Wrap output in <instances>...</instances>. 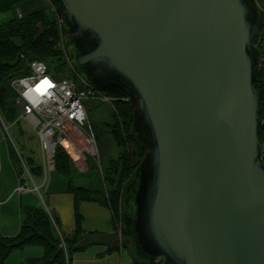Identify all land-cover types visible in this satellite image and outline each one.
<instances>
[{
	"label": "water",
	"instance_id": "water-1",
	"mask_svg": "<svg viewBox=\"0 0 264 264\" xmlns=\"http://www.w3.org/2000/svg\"><path fill=\"white\" fill-rule=\"evenodd\" d=\"M58 1L77 76L133 108L144 154L121 197L132 259L264 264L259 0Z\"/></svg>",
	"mask_w": 264,
	"mask_h": 264
},
{
	"label": "trees",
	"instance_id": "trees-1",
	"mask_svg": "<svg viewBox=\"0 0 264 264\" xmlns=\"http://www.w3.org/2000/svg\"><path fill=\"white\" fill-rule=\"evenodd\" d=\"M49 2L58 10L60 20L64 5L58 0H0V11L13 12L12 17L0 23V116L3 121L13 124L20 121L18 119L20 109L16 103L17 93L10 82L15 77L30 73L31 60L44 61L50 72L59 77L71 78L76 82L78 89H90L66 61L60 22L55 17ZM261 5L264 8V3ZM16 9L20 10L21 17L15 14ZM59 42H62L63 48ZM258 47L263 60L254 88L259 97L258 134L264 159V26ZM65 65L69 66V70L61 72ZM112 104L111 119L107 122L95 120L96 122H91V125L97 145L104 149L101 142L108 144L112 141L118 148L117 156L109 157L103 167L101 155H98V158L86 156L88 168H98L102 173L103 183L100 188L89 189L68 182L67 191L71 192L75 199L74 230L67 235L59 232L58 219L47 210L42 197L37 198L35 204L31 199V203L23 207L18 231L11 236L0 232V264L12 250L26 245L42 246L44 253L41 257L30 258L23 264H67L70 255L82 247L80 242L83 238V230L78 213V202L81 200L94 201L109 207L113 225L119 227L128 239L121 226L122 191L141 161L144 149L132 133L133 108L130 102L124 98H114ZM7 150L10 158L13 159L12 164L19 183L31 186V180L35 183L32 175L37 177L43 175L42 165L34 158H24L23 155H18L17 150L16 154L11 146ZM53 165L58 173L69 175L74 168V161L62 146H57ZM133 264L138 263L134 261Z\"/></svg>",
	"mask_w": 264,
	"mask_h": 264
},
{
	"label": "built area",
	"instance_id": "built-area-1",
	"mask_svg": "<svg viewBox=\"0 0 264 264\" xmlns=\"http://www.w3.org/2000/svg\"><path fill=\"white\" fill-rule=\"evenodd\" d=\"M17 16L21 17V13H17ZM29 68V74L13 78L10 84L17 93L16 103L20 109L18 119L25 120L38 137L43 181L37 185L31 180V186L18 183L15 191L18 194L35 191L41 196L40 188L46 184L47 172L54 169L57 146H62L73 161L86 160V156L98 158L97 141L86 102L111 103L114 97L92 89H78L71 78L59 77L50 72L44 61L31 60ZM44 79L49 81V87L44 93L29 97L23 95ZM2 122L0 116L1 126ZM4 129L7 134V127Z\"/></svg>",
	"mask_w": 264,
	"mask_h": 264
},
{
	"label": "crops",
	"instance_id": "crops-1",
	"mask_svg": "<svg viewBox=\"0 0 264 264\" xmlns=\"http://www.w3.org/2000/svg\"><path fill=\"white\" fill-rule=\"evenodd\" d=\"M261 1L264 3V0ZM12 167L16 181L14 184L12 183L11 190L19 183L14 165ZM74 169L86 170V161H74ZM53 180L51 182L53 187L50 189L51 184L48 186V198L44 205L57 217L59 232L67 235L74 230L76 225L75 199L73 194L67 191L68 182L58 185L59 180L63 181L60 176L54 177ZM30 203V198H21V196L0 199V232L3 235L11 236L18 231L23 207ZM78 213L81 218L80 226L83 230V238L80 242L82 247L70 255L67 264L134 263L128 250L127 238L119 227L116 228L113 225L112 212L109 207L98 202L81 200L78 202ZM43 253L42 246L26 245L12 250L1 264H23L30 258L41 257Z\"/></svg>",
	"mask_w": 264,
	"mask_h": 264
},
{
	"label": "rangeland",
	"instance_id": "rangeland-1",
	"mask_svg": "<svg viewBox=\"0 0 264 264\" xmlns=\"http://www.w3.org/2000/svg\"><path fill=\"white\" fill-rule=\"evenodd\" d=\"M260 2L262 3L261 0ZM49 3L51 4V9L54 10L55 17L57 18L59 22L58 10L54 7V5L51 2ZM19 12H20L19 9L15 10V14ZM12 16H13V12L10 10L0 11V23L8 20ZM59 45L61 46V48H63L62 42H59ZM66 61L71 67L69 61L67 59ZM69 66L65 65L64 68L60 71L67 72L69 70ZM64 69H67V70H64ZM111 106H113L112 102L111 103H105V102L101 103L98 101H94V102L88 101L87 107L89 111L90 122H96L95 120H98L101 122L109 121L111 119V116H110ZM2 123H3V126L0 125V130H1L0 132V199L1 198H19V194L15 191V188L11 190L12 189L11 186H13L16 179H15V173L12 167L13 159L10 158V156L8 155L7 148L10 149V146H11L15 152L17 150L18 155H23L24 158L32 157L35 159L37 163L42 165L40 145H39L38 137L35 131L25 120L20 119V121L16 124L9 123L6 120L3 121ZM4 127H7V134L5 132ZM101 144L104 147V149H101V147L97 145V151H98L99 156L101 155L100 157L102 158V167H103L106 164L109 157L115 158L117 156L118 148L112 141H110L108 144L102 141ZM79 160L83 162V159H79ZM59 176L62 178L64 182L59 180L57 182L58 185L62 183L65 184L70 181L74 185L83 186L89 189H95V188H100L103 183L102 173L100 172L98 168H88L87 166V169L84 171L74 169L69 175H64V174L58 173L54 169H51L50 171L47 172L46 184L42 185L40 188V194L42 196V200L44 203L46 201V198H48L47 197L48 186L51 184V182L54 181L53 180L54 177H59ZM32 178L34 179L35 183L38 185H40L43 181V175L39 177H37L36 175H32ZM52 187H53V184L50 185V189ZM41 196L37 192H34V193L28 192V193L21 194V198H30L32 199L34 204H35L36 199L41 198ZM126 242H128V239H126Z\"/></svg>",
	"mask_w": 264,
	"mask_h": 264
},
{
	"label": "clouds",
	"instance_id": "clouds-1",
	"mask_svg": "<svg viewBox=\"0 0 264 264\" xmlns=\"http://www.w3.org/2000/svg\"><path fill=\"white\" fill-rule=\"evenodd\" d=\"M48 87L49 81L47 79H44L37 83L33 88H29L26 92L23 93V95L29 97L33 94H42L47 90Z\"/></svg>",
	"mask_w": 264,
	"mask_h": 264
},
{
	"label": "bare ground",
	"instance_id": "bare-ground-1",
	"mask_svg": "<svg viewBox=\"0 0 264 264\" xmlns=\"http://www.w3.org/2000/svg\"><path fill=\"white\" fill-rule=\"evenodd\" d=\"M64 144H65L66 146L68 145V143H67V142H65Z\"/></svg>",
	"mask_w": 264,
	"mask_h": 264
}]
</instances>
